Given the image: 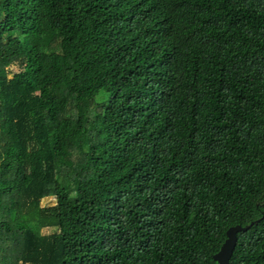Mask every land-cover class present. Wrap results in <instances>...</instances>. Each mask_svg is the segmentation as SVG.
Returning <instances> with one entry per match:
<instances>
[{
	"label": "trees",
	"instance_id": "1",
	"mask_svg": "<svg viewBox=\"0 0 264 264\" xmlns=\"http://www.w3.org/2000/svg\"><path fill=\"white\" fill-rule=\"evenodd\" d=\"M252 223L230 264H264V0H0V264H217Z\"/></svg>",
	"mask_w": 264,
	"mask_h": 264
},
{
	"label": "water",
	"instance_id": "2",
	"mask_svg": "<svg viewBox=\"0 0 264 264\" xmlns=\"http://www.w3.org/2000/svg\"><path fill=\"white\" fill-rule=\"evenodd\" d=\"M253 225L254 223L245 227L237 225L230 227L227 230V240L222 246L220 252L215 256L217 264H230V258L237 242V233L247 232Z\"/></svg>",
	"mask_w": 264,
	"mask_h": 264
},
{
	"label": "rangeland",
	"instance_id": "3",
	"mask_svg": "<svg viewBox=\"0 0 264 264\" xmlns=\"http://www.w3.org/2000/svg\"><path fill=\"white\" fill-rule=\"evenodd\" d=\"M53 201H54V199H49V200H45L44 201V203H43V206H48V205H52L53 204ZM48 231V232H47ZM43 230V233H51L52 232V230H50V229H48V230Z\"/></svg>",
	"mask_w": 264,
	"mask_h": 264
}]
</instances>
